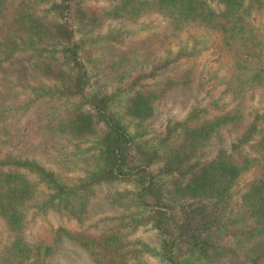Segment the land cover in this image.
Listing matches in <instances>:
<instances>
[{
    "label": "trees",
    "instance_id": "1",
    "mask_svg": "<svg viewBox=\"0 0 264 264\" xmlns=\"http://www.w3.org/2000/svg\"><path fill=\"white\" fill-rule=\"evenodd\" d=\"M120 185L132 208L80 227ZM184 219L204 262L264 264V0H0V264H50L64 238L99 264H181Z\"/></svg>",
    "mask_w": 264,
    "mask_h": 264
},
{
    "label": "rangeland",
    "instance_id": "2",
    "mask_svg": "<svg viewBox=\"0 0 264 264\" xmlns=\"http://www.w3.org/2000/svg\"><path fill=\"white\" fill-rule=\"evenodd\" d=\"M154 15H158L155 13H151L148 15L149 20L154 18ZM159 20V17L157 18V21ZM142 19L140 20V22ZM135 27L138 26V24H134ZM140 26V25H139ZM114 27V25H113ZM117 28V25H116ZM127 28V25L126 27ZM140 63V61H139ZM134 66H131L127 69L126 75H128L131 71H133ZM107 70L101 69L100 71L98 69H95L94 76L92 78V90H97L99 88H102L103 90H106L107 92H116L117 91V85L120 83V79H115L113 81L112 79L108 82H105L103 80L107 77ZM113 81V82H112ZM166 112H158L154 117H152L146 124H142L141 132L144 135V137H141L140 140H148L145 142L150 141H156L158 140L159 136L164 130L163 121L166 116ZM96 143L95 140H92L89 143H83L79 142V145L69 144L68 146H63L61 151H56L58 155H60V161L62 163L65 162L72 168L79 167L78 165L81 164L83 160V155H87V153L92 151L97 153V150L95 149ZM53 155V154H52ZM93 155V156H94ZM85 162V161H84ZM87 162V161H86ZM154 172L158 174L159 170L161 169L160 164L154 166ZM162 177V175L160 176ZM166 177L163 178L165 180ZM123 186L120 185L119 188H114L115 193L117 195V198L121 200L120 201H112L113 190L112 187L103 188L102 191L100 190L101 195L96 196L95 205H94V211L89 213L88 218L84 223L80 225V227H89L92 229H98L99 226H102L104 224L103 218H111L112 215H117L121 212H125L128 209L132 208L130 205L132 204V197H124L119 195V190L122 189ZM107 197L106 200L101 199ZM111 196V200L109 198ZM127 207V208H126ZM124 208V209H123ZM181 210L184 209L183 207L180 208ZM54 216V215H52ZM57 219L56 215L55 218ZM184 221L181 225V227L178 230L177 233V246H176V255L181 262V264H208L207 262H204L202 259L196 257L192 251V244L191 239L192 235L195 231H197V227L193 226L192 219H184ZM61 222L70 226V227H79L75 221L71 220H65L61 219ZM141 235L148 240H150L153 245L163 247L167 243V239L160 235L158 232L148 229L143 230L141 232ZM258 251L264 250V242L259 244L256 248ZM50 264H99V262L96 260V258L93 256L91 251L81 245L79 242L74 241L70 238H64L61 245L59 246L58 250L55 252V254L52 256ZM213 264H248V260H234L229 258L225 255H220L215 263Z\"/></svg>",
    "mask_w": 264,
    "mask_h": 264
}]
</instances>
